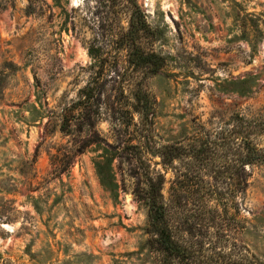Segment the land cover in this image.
I'll return each instance as SVG.
<instances>
[{
    "label": "rangeland",
    "instance_id": "obj_1",
    "mask_svg": "<svg viewBox=\"0 0 264 264\" xmlns=\"http://www.w3.org/2000/svg\"><path fill=\"white\" fill-rule=\"evenodd\" d=\"M255 143L264 0H0V264H162L148 178L175 240L264 262Z\"/></svg>",
    "mask_w": 264,
    "mask_h": 264
},
{
    "label": "trees",
    "instance_id": "obj_2",
    "mask_svg": "<svg viewBox=\"0 0 264 264\" xmlns=\"http://www.w3.org/2000/svg\"><path fill=\"white\" fill-rule=\"evenodd\" d=\"M245 120V119H243ZM250 123L249 120H245ZM256 125L258 126L257 122ZM245 126H243L244 128ZM238 138H245L242 131H236ZM242 148L241 144H238ZM238 148L237 153V170L236 186L239 195H243L247 185V177H245V166L247 164H255L257 161H264V150L257 144L249 147V153L244 154ZM173 149L167 148V151ZM146 183V191L142 199L146 201L149 209V226L154 236L151 238V246L162 255V264H264L255 256L250 258L242 251L243 244H235L233 252H226L218 243L205 240H175L171 234V229L166 220L167 206L161 200L162 187L148 178ZM164 225V226H163ZM234 254V255H233ZM240 254V257L237 255ZM236 255V256H235Z\"/></svg>",
    "mask_w": 264,
    "mask_h": 264
}]
</instances>
